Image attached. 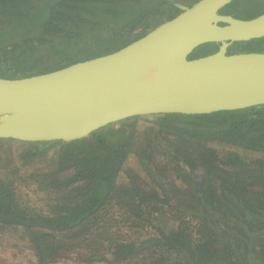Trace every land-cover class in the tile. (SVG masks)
<instances>
[{"label":"trees","instance_id":"trees-1","mask_svg":"<svg viewBox=\"0 0 264 264\" xmlns=\"http://www.w3.org/2000/svg\"><path fill=\"white\" fill-rule=\"evenodd\" d=\"M49 1V9L40 12L36 7L40 0H0V36L13 35L8 41L0 40V62L8 55H18L19 51L10 53L8 48L22 46L26 48L20 51L21 56L37 49L42 56L54 57L53 66L46 69L1 66V77L48 73L107 55L161 24L153 19L155 15H168V21L181 12L169 0L147 8L142 7L146 0ZM174 1L192 6L198 0ZM242 4L256 7L249 19L264 14V0L247 4L235 0L223 12L242 18ZM107 16L120 20L107 22ZM115 43L121 47L109 49ZM201 49L202 53H194L191 59L217 52L219 44ZM252 51H264V38L230 47L232 54ZM158 117L152 136L136 130L135 117L125 121H131L129 127L113 134L106 133V127L74 142L34 143L41 146L21 154L20 160L29 166L40 154L55 151V170L34 173L30 178L41 189L56 194V206L49 216L30 215L18 203L13 181L0 177V216L27 221L36 243L23 226L0 222V230L23 227L43 264L60 258L88 261L97 256L74 247L88 244L90 237L105 230L108 215L118 210L126 224L152 228L161 240H147L140 246L115 244L113 264L132 258H142L144 264H264V160L235 169L212 157L209 148L218 143L264 153V105L207 115ZM163 151L171 159L169 169L170 164L159 163ZM131 155L144 165L157 188L146 186L137 174H131L125 184L118 183ZM10 164L8 161L6 166ZM9 174L10 178L17 176L18 169ZM64 174L69 176L63 178ZM180 180L190 184L188 192L181 190ZM187 216L198 221L196 232L185 220ZM66 242L76 244L71 249ZM147 249H152L153 256L145 254Z\"/></svg>","mask_w":264,"mask_h":264},{"label":"water","instance_id":"water-1","mask_svg":"<svg viewBox=\"0 0 264 264\" xmlns=\"http://www.w3.org/2000/svg\"><path fill=\"white\" fill-rule=\"evenodd\" d=\"M169 1L181 9L176 17L115 52L48 73L0 76V114L7 115L0 120V140L74 142L140 116L264 105V51L230 53L234 43L264 38V14H225L235 0H198L192 6ZM213 43L217 52L191 59L198 47ZM145 61L158 67L157 88L130 79ZM0 222L25 227L36 243L27 221L0 216Z\"/></svg>","mask_w":264,"mask_h":264},{"label":"rangeland","instance_id":"rangeland-1","mask_svg":"<svg viewBox=\"0 0 264 264\" xmlns=\"http://www.w3.org/2000/svg\"><path fill=\"white\" fill-rule=\"evenodd\" d=\"M40 1L41 3L39 2V5L36 6L37 8H40V12H43L42 10H48L50 1ZM249 1L251 0H242V2L246 4L249 3ZM157 2H159V0H146V3L142 7L147 8L150 6H154L153 3ZM241 7L244 8L241 9V19H249L247 17H250L252 15V11H255L254 9L256 8L253 7L250 9V7L248 8V6L244 7V4H242ZM126 15H124V17ZM105 18H107V22H114L115 24L120 20V17H116L114 19L113 17L107 16ZM167 18L168 15H155L153 17L154 20H157L159 22H164ZM149 31L150 30H147L146 32ZM138 33L139 31L135 33L134 36H136ZM12 37V33H9L7 35L0 36V40L8 41ZM22 44L23 43H19V46ZM119 45L115 43L113 46H110L109 49H119L121 47ZM70 47L71 49H75L74 45L72 44H70ZM22 48L26 47L22 46L18 47V49L8 48L7 50L10 53L16 51H19V53L17 56L15 54L8 55L6 59H3L0 62V67L8 66L13 68L16 67L19 70H38L53 66L54 57H50L46 53V55L44 54L42 56L41 53H37V49L30 51L26 56H21L20 51L23 50ZM204 49L207 50L206 47H204ZM194 52L202 53L201 46L198 47ZM193 54L194 53H192L191 56ZM19 55L20 57H18ZM158 118V116L138 117L136 122V130L141 134H149L152 136L154 131L157 130ZM125 121L107 126L108 129L105 132L113 134L115 131H119L120 129L129 127L128 125L131 123V121ZM37 146H41V144L36 145L34 143L21 141L7 142V140L0 142V177L7 179V181H13V188L16 199L22 206V208L27 210L30 215L49 216L54 211L53 207L56 206L57 196L51 190L41 189L39 185L30 178V176L34 173H48L54 171L55 167L53 156L55 155V151L52 150L47 154H40V157H38V159L29 166H23L22 161L19 157L25 152L34 150ZM209 148L212 157L217 156L220 161L231 163V167L235 169H241L254 160H264V153L249 151L247 149L239 147L217 143L210 144ZM162 153L163 154L158 157L159 163L162 165L170 164L167 168L169 169L172 165L170 163L171 159L165 156L166 151H163ZM10 154L12 155L10 156ZM8 161H11V164L9 166H6ZM13 169H18V174L17 176L10 178L11 176L9 172ZM131 174H137L146 186L157 188L154 180L148 175V172L145 170L144 165L135 156L132 155L128 158L123 170L121 171L118 178V183H127ZM68 176V174L62 175L63 178H66ZM178 182H180V184H183L181 186L182 191L188 192L190 190L191 187L189 183L186 182L185 185V183H183L181 180ZM121 214L122 213H120L118 210L111 212L106 220L107 227H105V230L98 232L94 236L90 237V241L88 244L83 243L84 245L74 247V245L76 244L75 242H66V246L71 249L73 247L76 249H84L87 251V253L92 252V254H95L97 257H101L103 259V263L100 264H113L114 257L112 256V249L115 248V244L133 242L140 246L147 240H161L160 235L152 228L147 227L146 229H140L137 227H132L131 224H126L123 221L124 217L122 218ZM178 216H180L179 220H182L183 217L181 215ZM187 217L188 218L185 220L190 222L191 230L196 232L197 228L199 227L197 225L198 221L191 220L192 218L190 216ZM1 228L2 227L0 226V229ZM96 235H98L99 237ZM145 254L147 256H153L152 249H147ZM96 260L98 261V259ZM144 262L145 261L142 258H132L129 261H123L117 264H144ZM0 264H40V259L38 258V255L30 242L29 236L27 235L26 230L23 227H18L15 231L9 228H5L4 231L0 230ZM50 264H88V262L86 260L77 261L71 260L69 258H60L56 262Z\"/></svg>","mask_w":264,"mask_h":264},{"label":"bare ground","instance_id":"bare-ground-1","mask_svg":"<svg viewBox=\"0 0 264 264\" xmlns=\"http://www.w3.org/2000/svg\"><path fill=\"white\" fill-rule=\"evenodd\" d=\"M157 70L158 67L154 63H152L151 61H145L137 66L135 72L131 75L130 79L131 81L142 86L149 88H157L155 87ZM6 116V114H0V120L5 118Z\"/></svg>","mask_w":264,"mask_h":264},{"label":"crops","instance_id":"crops-1","mask_svg":"<svg viewBox=\"0 0 264 264\" xmlns=\"http://www.w3.org/2000/svg\"><path fill=\"white\" fill-rule=\"evenodd\" d=\"M94 259V260H93ZM97 259V257H95V258H91V259H89L87 262H88V264H100V263H103V259L100 257V260H96ZM84 261V260H83Z\"/></svg>","mask_w":264,"mask_h":264},{"label":"flooded vegetation","instance_id":"flooded-vegetation-1","mask_svg":"<svg viewBox=\"0 0 264 264\" xmlns=\"http://www.w3.org/2000/svg\"><path fill=\"white\" fill-rule=\"evenodd\" d=\"M181 10V9H180ZM179 13V12H178ZM204 46V45H203ZM193 53H195V52H193Z\"/></svg>","mask_w":264,"mask_h":264}]
</instances>
